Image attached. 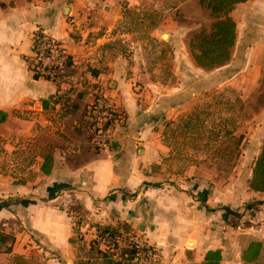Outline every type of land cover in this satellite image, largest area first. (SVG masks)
I'll use <instances>...</instances> for the list:
<instances>
[{
    "label": "crops",
    "instance_id": "obj_1",
    "mask_svg": "<svg viewBox=\"0 0 264 264\" xmlns=\"http://www.w3.org/2000/svg\"><path fill=\"white\" fill-rule=\"evenodd\" d=\"M162 1L170 8L156 21L160 0H0V111L8 116L0 125V233L11 238L0 261L93 264L100 259L91 241L109 229L135 232L159 249L161 264L201 263L211 250L221 264H244L251 243L262 246L254 264H264V193L250 189L264 137L249 150L244 178L210 189L201 181L192 194L162 180L165 149L149 122L162 105L150 90L163 83L148 43L171 30L166 45L177 55L173 13L192 2ZM231 16L235 47L247 41L244 64L263 59L264 0L239 4ZM36 31L69 57L60 83L31 73ZM97 92L125 114L111 150L90 138L85 112Z\"/></svg>",
    "mask_w": 264,
    "mask_h": 264
},
{
    "label": "rangeland",
    "instance_id": "obj_2",
    "mask_svg": "<svg viewBox=\"0 0 264 264\" xmlns=\"http://www.w3.org/2000/svg\"><path fill=\"white\" fill-rule=\"evenodd\" d=\"M159 5L162 11L160 17L155 16L156 21L163 19L162 14L170 8L162 0ZM173 14L179 24L175 32L180 39L174 44L178 54L166 45L168 34H174L171 30L159 31L156 43H148L149 64L156 71L153 76L163 83L158 91L150 90L153 96L160 97L162 105L149 123L160 134L165 149L160 167L163 182L192 194L193 187H198L201 181L210 189L215 184L230 183L235 176L245 177L252 160L249 150L264 137V58L256 56L252 65L244 64L247 41H243L242 47H234L226 66L213 71L198 69L191 60L188 43L201 28L209 26V15L196 1ZM151 20L147 21L150 26ZM150 28L145 32L151 31ZM259 54L264 55L263 51ZM238 166L241 167L239 175L235 171ZM107 232L120 238L114 252L106 244L102 245ZM129 234L137 236L131 231H96L91 241L94 258L102 260V264H126L131 252L127 242ZM158 255L161 262L159 249ZM114 256L122 257L123 262ZM0 264L34 263L13 258L3 259Z\"/></svg>",
    "mask_w": 264,
    "mask_h": 264
},
{
    "label": "built area",
    "instance_id": "obj_3",
    "mask_svg": "<svg viewBox=\"0 0 264 264\" xmlns=\"http://www.w3.org/2000/svg\"><path fill=\"white\" fill-rule=\"evenodd\" d=\"M70 68V60L61 45L40 31L33 34L32 59L30 70L38 80L53 84L62 82ZM85 116L93 145L97 149L111 150L115 132L123 129L126 124L124 112L114 104L103 92H97L91 104L87 107ZM119 237L107 232L102 245L114 252ZM128 248L131 249L130 258L126 264H159L158 248L143 241L139 236L128 235ZM8 253V248L0 244V254ZM123 262L122 257H116Z\"/></svg>",
    "mask_w": 264,
    "mask_h": 264
},
{
    "label": "trees",
    "instance_id": "obj_4",
    "mask_svg": "<svg viewBox=\"0 0 264 264\" xmlns=\"http://www.w3.org/2000/svg\"><path fill=\"white\" fill-rule=\"evenodd\" d=\"M189 1H196L198 7L207 12L211 20L209 26L201 28L188 43L195 65L205 71L226 66L231 60L237 38L236 23L231 13L237 5L248 0H179L180 3ZM7 118V114L0 111V125L4 124ZM42 171L44 174L50 172L44 168ZM250 189L256 193H264V143L252 168ZM253 206L248 205L246 209L251 210ZM10 240L11 238L0 233V244H6ZM261 248L260 243H251L242 254L243 263H256ZM221 259L220 251L211 250L205 254L203 261L197 264H221Z\"/></svg>",
    "mask_w": 264,
    "mask_h": 264
},
{
    "label": "water",
    "instance_id": "obj_5",
    "mask_svg": "<svg viewBox=\"0 0 264 264\" xmlns=\"http://www.w3.org/2000/svg\"><path fill=\"white\" fill-rule=\"evenodd\" d=\"M164 37H167L166 35H164Z\"/></svg>",
    "mask_w": 264,
    "mask_h": 264
}]
</instances>
